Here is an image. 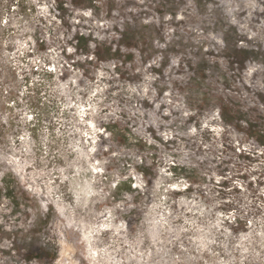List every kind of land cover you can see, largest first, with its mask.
<instances>
[{"label": "rangeland", "instance_id": "rangeland-1", "mask_svg": "<svg viewBox=\"0 0 264 264\" xmlns=\"http://www.w3.org/2000/svg\"><path fill=\"white\" fill-rule=\"evenodd\" d=\"M0 264H264V0H0Z\"/></svg>", "mask_w": 264, "mask_h": 264}, {"label": "bare ground", "instance_id": "bare-ground-1", "mask_svg": "<svg viewBox=\"0 0 264 264\" xmlns=\"http://www.w3.org/2000/svg\"><path fill=\"white\" fill-rule=\"evenodd\" d=\"M89 124L92 126V122H90ZM91 150H92V148H91ZM93 169L96 170L97 168L96 167H93Z\"/></svg>", "mask_w": 264, "mask_h": 264}]
</instances>
